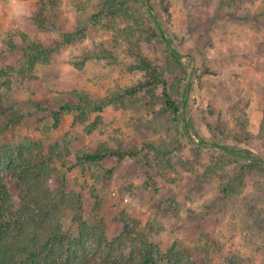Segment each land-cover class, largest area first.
Segmentation results:
<instances>
[{
  "label": "rangeland",
  "instance_id": "rangeland-1",
  "mask_svg": "<svg viewBox=\"0 0 264 264\" xmlns=\"http://www.w3.org/2000/svg\"><path fill=\"white\" fill-rule=\"evenodd\" d=\"M122 1L0 0V36L24 33L51 52L31 70L20 36L12 37L15 51L0 41V72L17 69L0 124V147L13 150L0 171L10 200L19 210L23 189L57 200L63 245H54L71 259L70 245H80L77 255L90 261H137L148 241L157 264H177L167 253L174 243L195 264H264V179L224 196L234 170L212 173L222 152L197 145L214 142L208 122L235 134L245 121L253 143L226 145L264 156V0ZM139 54L171 83H188L181 126L193 144L153 113L145 93L83 113L146 80ZM176 138L182 149L163 168L150 144ZM119 146L137 148L138 157L77 164L81 152Z\"/></svg>",
  "mask_w": 264,
  "mask_h": 264
},
{
  "label": "trees",
  "instance_id": "trees-1",
  "mask_svg": "<svg viewBox=\"0 0 264 264\" xmlns=\"http://www.w3.org/2000/svg\"><path fill=\"white\" fill-rule=\"evenodd\" d=\"M130 1L124 0L119 5L123 8ZM167 0H162L165 3ZM154 9V6H151ZM166 10H168L166 6ZM101 15H95L98 19ZM42 14L37 17V23H42ZM159 26V25H157ZM161 39L167 46V39L163 30H159ZM20 36L21 40L25 44L23 51L26 56V66L31 70L41 62H49L51 52L43 47L42 44L31 41L30 37L24 33H18L13 35L0 36V41L9 45V50L15 51L17 46L13 42L12 37ZM7 37V38H6ZM70 36L69 40H72ZM169 54L171 58L180 64L182 56L176 51H172L169 46ZM140 71L145 74L146 80L140 82L136 86L126 89L121 93H116L107 99H104L99 104L88 105L84 110L93 112H102L105 107L124 102L125 100H133L140 94H147L151 100L148 102L153 113L158 118H165L172 125H175L180 135L186 138L190 144L194 141L187 135L188 129L185 126H181L183 123V110H184V98L188 93V83L184 84L181 81L177 83H171L167 77L166 72L161 71L160 67L154 64L148 56L139 54L138 66ZM17 72L15 67H9L6 70L0 72V124L1 119L8 115L9 111L6 107V97L4 93L5 88H9L11 85L10 77ZM185 82V81H184ZM151 103V104H150ZM161 107L159 111L156 107ZM79 108V106H77ZM17 116V115H15ZM56 126L60 123V118L56 116ZM14 121L15 118H14ZM16 122H13V124ZM180 125V127H179ZM208 131L213 138V143H209L204 139L198 142V147L217 149L222 153L215 155L214 166L210 171L216 173L219 167L222 171L226 167H230L234 170L233 176L229 178L226 184H222L221 191L224 196L237 193L240 188L247 186L250 179L260 177L264 179V156H258L251 150H238L236 147H230L226 144L234 142L237 146L243 144L251 145L255 139V136L249 131L245 121L241 122V132L231 134L223 126H213L208 122ZM10 125L4 126L3 131H7ZM188 127V124H187ZM186 127V128H187ZM93 129L90 128L88 133H91ZM182 144L179 139H171L170 142H164L161 145L150 144V147L154 149L157 156V161L161 167H170L173 162V156L178 151H181ZM190 148L191 145H190ZM10 147H0V171L4 167L5 163L9 159ZM139 155L137 148L126 149L120 147L117 149H108L106 147H100L96 152H81L77 155V164L81 167L88 165H98L99 163L107 159H115L118 161H124L126 158L136 159ZM112 171L107 172L103 180H107ZM229 176V175H228ZM20 179L23 178L20 176ZM21 180V181H22ZM11 196L9 194L7 185L4 179L0 175V264H114L111 260L107 261H90L87 257L88 254L77 255L78 247L72 250L73 245H70L68 249L72 252L73 258L66 257L64 254L60 255L56 250L54 244L60 243L63 245V231L60 225H55L53 218V212L58 209L59 204L57 200L47 201L39 193H35L30 189H23L21 191L20 199L23 203L19 210H16ZM264 212V211H263ZM260 214L258 215V218ZM86 223H82V228H86ZM128 228V226H127ZM127 228H125L127 230ZM131 235V234H130ZM65 245L62 247L64 248ZM144 253L137 261H129L122 264H157L153 255V250L148 241L144 242ZM159 252L163 255L162 251ZM171 259L177 264H195L193 256L187 254V252L179 246L178 243H174L167 252ZM85 257V258H84Z\"/></svg>",
  "mask_w": 264,
  "mask_h": 264
}]
</instances>
